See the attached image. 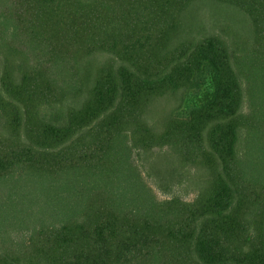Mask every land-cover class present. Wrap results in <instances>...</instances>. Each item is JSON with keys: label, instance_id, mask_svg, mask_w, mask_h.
<instances>
[{"label": "trees", "instance_id": "obj_1", "mask_svg": "<svg viewBox=\"0 0 264 264\" xmlns=\"http://www.w3.org/2000/svg\"><path fill=\"white\" fill-rule=\"evenodd\" d=\"M155 148L193 201L145 181ZM0 264H264V0H0Z\"/></svg>", "mask_w": 264, "mask_h": 264}, {"label": "rangeland", "instance_id": "obj_2", "mask_svg": "<svg viewBox=\"0 0 264 264\" xmlns=\"http://www.w3.org/2000/svg\"><path fill=\"white\" fill-rule=\"evenodd\" d=\"M210 13V14H208ZM202 20L206 27L210 31L214 25L218 26L217 32H223L221 27L225 24V20L219 17V20L213 14L211 6L205 8L202 13ZM218 21V22H217ZM210 71L204 68L203 74L198 73L195 77V86L187 89V91H181L182 96H185V100L181 101L179 97H163L155 102L152 106V116H150V122H163L164 119L173 113L180 118H189L191 113L190 102L192 97L199 92L196 87L203 80L208 78ZM245 109L248 110V101L245 100ZM141 154V156L139 155ZM145 181L156 193V196L161 199L170 198H182L188 201H193L198 195V187L195 181L199 178L200 172L196 169H190L189 173H185V168L182 167L176 155L169 148H155L150 156L144 155V153H138L136 155ZM182 181V182H181Z\"/></svg>", "mask_w": 264, "mask_h": 264}]
</instances>
